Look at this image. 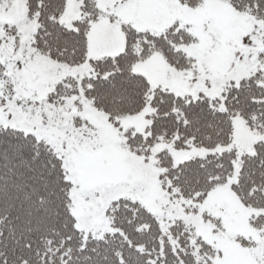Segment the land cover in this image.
<instances>
[{
  "label": "snow or ice",
  "instance_id": "1",
  "mask_svg": "<svg viewBox=\"0 0 264 264\" xmlns=\"http://www.w3.org/2000/svg\"><path fill=\"white\" fill-rule=\"evenodd\" d=\"M0 264H264V0H0Z\"/></svg>",
  "mask_w": 264,
  "mask_h": 264
}]
</instances>
